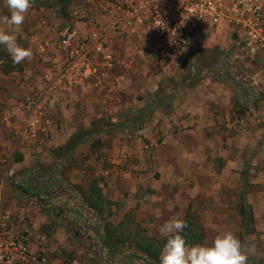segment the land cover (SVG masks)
Wrapping results in <instances>:
<instances>
[{"label": "rangeland", "instance_id": "374dc122", "mask_svg": "<svg viewBox=\"0 0 264 264\" xmlns=\"http://www.w3.org/2000/svg\"><path fill=\"white\" fill-rule=\"evenodd\" d=\"M77 2L33 0L14 32L31 58L15 64L0 45L3 213L33 232L46 264H149L133 241L164 239L160 227L189 212L204 227L200 245L231 231L247 264H264V65L239 45V29H199L181 61L138 57L129 67L120 58L114 72L125 81L116 84L112 72L103 88L85 84L94 98L87 106L71 100L72 89L41 93ZM9 15L0 0V30L13 34L3 23ZM41 40L56 46L40 53ZM126 42L113 37L111 46ZM36 93L41 126L32 133L25 99ZM78 134L84 143L68 149ZM9 168L18 185L2 183ZM243 200L253 215L248 236ZM104 225L128 237L120 253L106 246Z\"/></svg>", "mask_w": 264, "mask_h": 264}, {"label": "built area", "instance_id": "2783aa9c", "mask_svg": "<svg viewBox=\"0 0 264 264\" xmlns=\"http://www.w3.org/2000/svg\"><path fill=\"white\" fill-rule=\"evenodd\" d=\"M261 0H78L60 33L57 51L41 93L67 91L82 84L103 88L120 58L165 61L185 60L191 54L199 29H219L224 24L239 29V45L264 65V12ZM113 37L127 41L113 49ZM38 39H36L37 41ZM124 43V42H123ZM39 41V52L54 47ZM124 52V54H123ZM128 61V60H127ZM125 63V61H123ZM125 81L114 78L116 84ZM57 89V90H56ZM42 94L25 99L32 133L41 126L38 110ZM18 185L15 170L7 169L2 183ZM0 205V264H46L33 246V232L17 230Z\"/></svg>", "mask_w": 264, "mask_h": 264}, {"label": "clouds", "instance_id": "9594fccd", "mask_svg": "<svg viewBox=\"0 0 264 264\" xmlns=\"http://www.w3.org/2000/svg\"><path fill=\"white\" fill-rule=\"evenodd\" d=\"M32 3L33 0H6L10 15L3 18V23L13 34L0 30V45L6 48L15 64L32 56L31 49L19 46L14 34L15 29L24 22ZM187 227V222L180 218H172L160 227L161 236L166 238L160 264H247L248 257L242 250L241 241L233 232L218 235L210 246L189 247L180 234Z\"/></svg>", "mask_w": 264, "mask_h": 264}, {"label": "trees", "instance_id": "16d2710c", "mask_svg": "<svg viewBox=\"0 0 264 264\" xmlns=\"http://www.w3.org/2000/svg\"><path fill=\"white\" fill-rule=\"evenodd\" d=\"M70 1L71 0H66V1L61 0V3H64L66 6V4L68 5ZM61 17L67 18L68 14L65 11H63ZM223 67H225V65H223ZM156 108H158V105H156ZM153 111L154 109L152 110V112ZM82 139H84L82 134H78L72 137L71 140L73 141V143H69L68 149L70 150L76 149V147L84 143ZM95 190L96 192H98L99 189H95ZM93 193H95V191ZM87 199L89 202V207L92 210H95L99 214L103 213L104 208L101 205V203L99 206V202L97 199L95 198L92 199L87 198ZM104 202H106L108 205L111 204L109 201L106 200ZM240 214L243 218L244 229L246 230L244 235L248 236L250 234L249 227L252 224L253 215L248 210V205L245 203V200H243V203L240 206ZM184 220L187 222L188 227L185 228L183 232H181L180 234L186 240L187 245L189 247H192L202 244L203 241L205 240V231L198 216L189 212ZM104 230H105L106 240L108 241V244H106V246H108L109 249L112 250L114 249L117 252V254L120 253L121 252L120 243H124L128 237H124L123 235H120L119 237H115L116 234L115 231H111L105 225H104ZM133 242H135L137 252L140 253L143 256V258H145V260L149 262V264H160V255L166 243V238L162 240H154V241L152 240L143 241L141 239V240H135Z\"/></svg>", "mask_w": 264, "mask_h": 264}, {"label": "crops", "instance_id": "0c3cea01", "mask_svg": "<svg viewBox=\"0 0 264 264\" xmlns=\"http://www.w3.org/2000/svg\"><path fill=\"white\" fill-rule=\"evenodd\" d=\"M9 10V9H8ZM125 61H127V60H125ZM132 66V65H131ZM130 66V67H131ZM117 73H116V71L115 72H113V75H112V78H115V77H117ZM119 76V75H118ZM89 88V86H86V85H84V84H82V85H79L78 87H77V89H72L71 91H73V92H71V91H69V92H71V96H72V99L71 100H74V101H77L78 99L79 100H81V101H84L85 102V104L87 105V106H89L90 105V102L89 101H91V100H94V98H92V92H90L91 90H89V89H87V88ZM108 92H112L113 91V87L111 88H109V90H107ZM92 95V96H91ZM26 162H28L27 160H25V162L24 163H26Z\"/></svg>", "mask_w": 264, "mask_h": 264}]
</instances>
